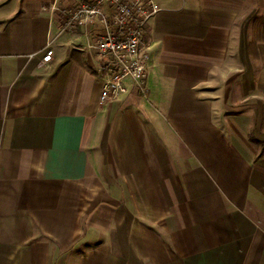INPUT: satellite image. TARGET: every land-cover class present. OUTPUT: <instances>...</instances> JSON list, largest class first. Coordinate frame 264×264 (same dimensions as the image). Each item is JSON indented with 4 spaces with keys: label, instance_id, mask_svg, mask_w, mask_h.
Masks as SVG:
<instances>
[{
    "label": "crops",
    "instance_id": "0c3cea01",
    "mask_svg": "<svg viewBox=\"0 0 264 264\" xmlns=\"http://www.w3.org/2000/svg\"><path fill=\"white\" fill-rule=\"evenodd\" d=\"M156 2L148 93L101 102L93 28L0 0V264H264V9Z\"/></svg>",
    "mask_w": 264,
    "mask_h": 264
},
{
    "label": "built area",
    "instance_id": "2783aa9c",
    "mask_svg": "<svg viewBox=\"0 0 264 264\" xmlns=\"http://www.w3.org/2000/svg\"><path fill=\"white\" fill-rule=\"evenodd\" d=\"M57 1L59 33L93 28L87 49L94 54L103 80L100 101L127 94L130 83L146 94L150 60L146 32L148 22L160 12L156 0H75L72 6L60 8ZM53 53L49 48L43 60L51 61Z\"/></svg>",
    "mask_w": 264,
    "mask_h": 264
},
{
    "label": "rangeland",
    "instance_id": "374dc122",
    "mask_svg": "<svg viewBox=\"0 0 264 264\" xmlns=\"http://www.w3.org/2000/svg\"><path fill=\"white\" fill-rule=\"evenodd\" d=\"M247 3H249L251 5L254 4V3H256L257 4V7L259 9H264V0H247ZM147 93H148V91H147ZM249 103H252V100L251 99L249 101L244 102L243 106H246ZM253 115H254V118H255L256 117L255 114H253ZM254 120H252V121H254ZM257 120H258V123H259L260 122V118H258ZM262 122L263 123L261 124V127L260 128H257L256 132H255V129L253 127L249 131L250 132L249 134H251L252 139L260 142V144L259 143L258 144L256 143V145L258 146L260 152L262 150H264V114H263V120H262Z\"/></svg>",
    "mask_w": 264,
    "mask_h": 264
},
{
    "label": "trees",
    "instance_id": "16d2710c",
    "mask_svg": "<svg viewBox=\"0 0 264 264\" xmlns=\"http://www.w3.org/2000/svg\"><path fill=\"white\" fill-rule=\"evenodd\" d=\"M255 32H254V39L256 42H264V17H259L254 21ZM255 143H259L258 141L252 139ZM261 156L264 155V150L261 151Z\"/></svg>",
    "mask_w": 264,
    "mask_h": 264
}]
</instances>
